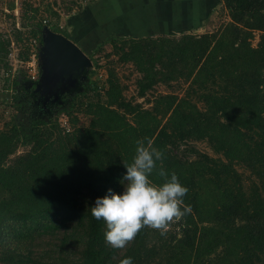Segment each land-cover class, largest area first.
<instances>
[{
	"label": "trees",
	"instance_id": "16d2710c",
	"mask_svg": "<svg viewBox=\"0 0 264 264\" xmlns=\"http://www.w3.org/2000/svg\"><path fill=\"white\" fill-rule=\"evenodd\" d=\"M9 1L8 15L14 18L15 2ZM162 1H169L162 7L164 17L180 3ZM187 2L197 6L199 19L207 18L213 5L212 0H182V11ZM218 2L230 18L221 31L179 36L152 29L125 36L114 11L105 3L107 10L99 7L102 0L77 4L67 19L52 5L56 0L18 3L25 20L21 17L11 33L0 31V73L3 85L12 88L16 111L25 113L30 104L22 97L24 88L21 94L14 88L17 75L10 76L12 42L27 59V41H41L44 25L70 37L96 67L102 64L95 53L110 43V52H118L120 61L132 60L142 73L138 95L172 79L186 86L180 95L160 94L152 109L142 110L123 103L112 71L104 81L89 69L83 91L57 110L66 112L72 129L63 128L57 116H36L26 131L13 121L0 131V264H119L125 256L133 264H264V0ZM93 8L98 15L86 21L83 15ZM83 23L89 29L80 37L74 29ZM255 29L261 33L253 47ZM122 106L137 109V126L116 111ZM158 110L168 113L164 122L151 115ZM78 112L89 115L88 124L78 123ZM145 113L153 121H146ZM138 139L164 154L151 174L153 182L165 179L160 168L174 171L188 188L183 201L191 211L164 235L144 226L123 248H113L104 239L103 219L89 207L109 188L122 191L121 178ZM201 140L215 155L188 158L197 152L193 142ZM19 142L29 149L16 153ZM240 167L251 174L247 191Z\"/></svg>",
	"mask_w": 264,
	"mask_h": 264
},
{
	"label": "rangeland",
	"instance_id": "374dc122",
	"mask_svg": "<svg viewBox=\"0 0 264 264\" xmlns=\"http://www.w3.org/2000/svg\"><path fill=\"white\" fill-rule=\"evenodd\" d=\"M20 1L21 0H16L15 2L14 0L15 2L13 6L14 18L11 15H8L10 11L6 12L9 9L8 7L10 4V1L9 0H4L3 2L0 1V31L2 33L1 36L4 35L3 33L4 31H9L11 33L13 25L15 27H20V20L22 17V15L20 14L21 13L20 6H18V3L20 4ZM27 1H30L36 4L38 3L45 4L46 2H50L52 4V0H27ZM56 1L58 2V4H52V5L55 7L57 6L56 8L58 9V11H60V13L63 14V17L65 16V19H67L71 15V12L73 10L77 9L76 2L75 3L71 2L75 0H56ZM212 1H213V5L212 7L207 8L206 11L209 12V14L207 13L208 17L201 28H197L196 30L190 29V30H182V31L178 30L176 32L174 31H171V32H173L174 35L179 36L181 35V33L182 34L192 33L195 35H200L203 33H213L214 31L215 32L221 31L220 29L223 28V25H225L230 20V18L222 2L217 3V0H212ZM42 4L39 5L40 12L43 10V8L41 7ZM11 5H13V3H11ZM68 7H72V9L67 10ZM23 19L24 18L22 17L21 22H23ZM153 33L158 34L157 31H154ZM251 33H252L251 46L256 47L257 42L259 40V34L261 32L255 29V30H252ZM15 45L16 44L12 42V46H11L12 50L10 51V53L15 51L13 50L15 47H17ZM111 49H112V46L110 43L103 44V49L95 53V57L98 59V64H102V65L100 67H96V66H93L92 64L90 69L96 70L98 73V74L96 73L97 79L99 78L104 81L106 77H107L106 81L108 78H110V73H111L110 71H112L111 75L113 76V78L118 79L119 84L121 86V95L124 100L123 103H128L130 107L135 106L142 110L152 109V105L157 103L160 94L171 93L172 91H174V93H177L179 95L182 94L183 89L186 86V83L182 82L181 80L179 81V80L172 79L167 84H164L162 82H159V83L157 82L153 84V86H151L149 90L146 91L145 95H138L137 81L138 79L141 78V75H142V73L138 70V66H134L135 63L132 60L131 61L126 60V62L120 61V58L118 57V52L112 53L110 52ZM0 64L2 63L0 62ZM11 73L12 72H10V74ZM2 76H3V70H1V73H0V131L4 129H8L9 126H12L13 122L19 126L23 125L25 129L29 127V121L23 120V116L21 115L23 112L15 110L14 101L11 99L13 95L12 88L7 87L6 85H3ZM83 89H81V91H83ZM79 92L80 91L73 93V96ZM89 95H91V93H89L88 96ZM104 97L105 96H103L102 101H104ZM67 104L68 102H66L63 106H66ZM130 107L129 108H125L124 106L117 107L116 111L118 113L125 114L123 116L125 122H129L131 126H137V121L140 120L139 117L137 118L135 115V113L137 112V109L130 108ZM65 113L66 112L63 110L57 111L56 113L57 121L59 119L63 128L72 129L71 127L72 125L70 126L68 117L65 115ZM77 114L79 116L78 123L85 124V125L88 124L89 115L87 113L78 112ZM153 114L157 118L162 119L161 122H164L168 115V113H166V115L163 116L160 110L152 111L151 115ZM145 115H146L145 116L146 121H153V119L148 117V116H151L150 114L148 115V113H145ZM27 129H25L24 131H26ZM193 143H194L195 148L197 149L196 150L197 152L191 153L188 156V158L193 159V158L199 157L201 159L202 158L201 154L203 153L207 155H215V153L212 151V149L210 148V146L205 140L195 141ZM27 149H29L28 144H22V142H19L16 148L17 150L16 153L24 152ZM238 169L243 174L244 189L247 191L248 186L251 181L249 177L251 174L248 170L244 169L243 167H240ZM173 223L174 221L170 222L168 230H172L174 228Z\"/></svg>",
	"mask_w": 264,
	"mask_h": 264
},
{
	"label": "clouds",
	"instance_id": "9594fccd",
	"mask_svg": "<svg viewBox=\"0 0 264 264\" xmlns=\"http://www.w3.org/2000/svg\"><path fill=\"white\" fill-rule=\"evenodd\" d=\"M163 155L151 142L146 146L138 139L132 162L125 166L121 178L123 190L118 193L109 188L89 207L97 220L103 219L104 239L111 247L123 248L144 226L158 229L164 235L170 222L180 221L191 211V206L183 201L188 188L174 171L168 173L160 168L158 174L165 177L163 182L151 179ZM119 264H133V258L125 256Z\"/></svg>",
	"mask_w": 264,
	"mask_h": 264
},
{
	"label": "water",
	"instance_id": "95a60500",
	"mask_svg": "<svg viewBox=\"0 0 264 264\" xmlns=\"http://www.w3.org/2000/svg\"><path fill=\"white\" fill-rule=\"evenodd\" d=\"M41 42L38 45L39 77L36 81L22 79L19 83L24 89H30L44 100L62 103L61 94H73L83 89L88 80L91 58L70 37L44 25L40 29Z\"/></svg>",
	"mask_w": 264,
	"mask_h": 264
},
{
	"label": "crops",
	"instance_id": "0c3cea01",
	"mask_svg": "<svg viewBox=\"0 0 264 264\" xmlns=\"http://www.w3.org/2000/svg\"><path fill=\"white\" fill-rule=\"evenodd\" d=\"M103 4L108 5L115 13V21L121 25L120 27L126 31L125 36H130L131 32H137L143 29H152L157 31L158 34L165 33V35H174L171 31H182L190 30L192 24H197L194 30L201 28L207 18H197L196 15L197 6L195 4L188 5L189 2L184 4V10H181V1L173 8V11H168L164 17V10L162 7L168 6L169 1L162 0H102ZM177 1V0H176ZM188 1V0H186ZM197 2V0H191ZM94 2V1H93ZM99 5L100 8H105L106 5ZM162 5V6H161ZM172 6V4H171ZM161 7V8H159ZM187 7V9H186ZM110 10V9H109ZM87 15H83L87 20H93L97 11L93 8L92 10L87 9ZM105 12V11H104ZM195 15V16H192ZM98 15V14H97ZM183 17V18H182ZM104 18V17H103ZM185 19V20H183ZM73 29V26H69ZM87 23L79 24L76 29V34L83 37V33L80 32L88 30ZM155 36V35H154Z\"/></svg>",
	"mask_w": 264,
	"mask_h": 264
},
{
	"label": "flooded vegetation",
	"instance_id": "af4514ba",
	"mask_svg": "<svg viewBox=\"0 0 264 264\" xmlns=\"http://www.w3.org/2000/svg\"><path fill=\"white\" fill-rule=\"evenodd\" d=\"M40 42L41 41H39V43ZM18 76H21L22 79L24 80H29L32 82L36 81V80L29 79L24 74L23 75L18 74L16 77L18 83L17 85H14V88L16 92L19 94H21L20 86L23 87V85L19 83ZM72 96L73 94H67V93L61 94L60 97H61L62 103H60V102H57L56 100H53L52 96L44 100V97H42L41 99L40 95L33 93L32 90L23 89L22 97L26 103H28L29 101V104H30L28 107V111L21 114L23 116V120L30 121L36 116L47 120L51 116H56L57 110H59V108H61L66 102H69L70 101L69 98H72Z\"/></svg>",
	"mask_w": 264,
	"mask_h": 264
},
{
	"label": "built area",
	"instance_id": "2783aa9c",
	"mask_svg": "<svg viewBox=\"0 0 264 264\" xmlns=\"http://www.w3.org/2000/svg\"><path fill=\"white\" fill-rule=\"evenodd\" d=\"M0 1L3 2L4 0H0ZM75 2L76 4L83 5L86 2H88V0H75ZM6 12H9V9ZM60 15L62 17L61 19L65 18V16L63 17L62 13H60ZM60 26H62V24ZM27 44L29 46V54L27 56L28 57L27 59H21L19 57V50H21L19 46L13 49L15 50L14 52L11 53L9 52V64L11 66L10 72H12L10 76L14 77L15 75L20 74V70H22L24 71V75L26 77H28L31 80H36L40 73L39 72L40 69L38 65V57H37L39 40L37 37H31L27 41Z\"/></svg>",
	"mask_w": 264,
	"mask_h": 264
}]
</instances>
